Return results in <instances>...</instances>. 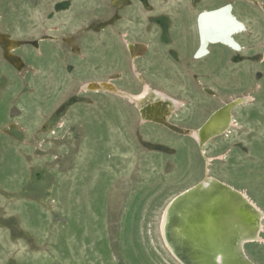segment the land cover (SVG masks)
I'll list each match as a JSON object with an SVG mask.
<instances>
[{
  "label": "rangeland",
  "instance_id": "374dc122",
  "mask_svg": "<svg viewBox=\"0 0 264 264\" xmlns=\"http://www.w3.org/2000/svg\"><path fill=\"white\" fill-rule=\"evenodd\" d=\"M221 6L243 32L198 56ZM144 86L174 109L127 99ZM239 98L226 132L187 136ZM206 157L264 212V0H0V264H181L160 216Z\"/></svg>",
  "mask_w": 264,
  "mask_h": 264
},
{
  "label": "bare ground",
  "instance_id": "6f19581e",
  "mask_svg": "<svg viewBox=\"0 0 264 264\" xmlns=\"http://www.w3.org/2000/svg\"><path fill=\"white\" fill-rule=\"evenodd\" d=\"M197 19L198 37L202 40L198 56L206 54L208 45H233V37L244 29L241 21L225 6L201 11ZM163 98L161 93L147 86L142 87L139 94L127 96L131 102L138 105L149 102L153 108L161 104ZM242 99L247 98L231 103L237 104ZM167 103L172 106L170 110L174 109L173 101ZM229 104L222 103L204 126L200 128L205 120L196 130L189 131L200 147L210 137L219 136L230 128ZM209 161L206 157L201 178L173 195L163 208L159 221L163 240L181 264H256L247 256L244 245L260 240L264 212L244 190L212 176Z\"/></svg>",
  "mask_w": 264,
  "mask_h": 264
},
{
  "label": "water",
  "instance_id": "95a60500",
  "mask_svg": "<svg viewBox=\"0 0 264 264\" xmlns=\"http://www.w3.org/2000/svg\"><path fill=\"white\" fill-rule=\"evenodd\" d=\"M198 20V19H197ZM200 46H202V40L200 39L199 40V47ZM4 56L6 57V55H5V52H4ZM7 58V57H6ZM248 100H250L249 98L248 99H242V101H239L237 104H240V103H243V102H246V101H248ZM134 104V103H133ZM237 104H232V103H230L229 105H230V110H231V108L232 107H234L235 105H237ZM134 106L136 107V105L134 104ZM137 108V107H136ZM215 113V112H214ZM214 113H210L208 116H207V118L205 119V121L202 123V125L200 126V128L202 127V126H204V124L213 116V114ZM187 136L189 137V138H191V139H193L195 142H196V144L199 146V143H198V141L196 140V138L195 137H192L191 135H189V134H187ZM202 157H203V155H202ZM204 158V157H203ZM204 168H205V164H204ZM159 231H160V227H159ZM160 236H161V239H162V241H163V244H164V246H165V248L167 249V251L169 252V254L175 259V260H177V258L174 256V254L169 250V248L167 247V245L165 244V242H164V240H163V237H162V234H161V231H160ZM178 261V260H177ZM179 262V261H178ZM180 263V262H179Z\"/></svg>",
  "mask_w": 264,
  "mask_h": 264
}]
</instances>
